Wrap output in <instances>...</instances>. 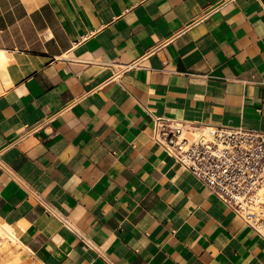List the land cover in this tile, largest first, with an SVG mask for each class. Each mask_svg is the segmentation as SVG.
Listing matches in <instances>:
<instances>
[{
    "label": "crops",
    "instance_id": "obj_1",
    "mask_svg": "<svg viewBox=\"0 0 264 264\" xmlns=\"http://www.w3.org/2000/svg\"><path fill=\"white\" fill-rule=\"evenodd\" d=\"M0 50L6 260L264 264V234L151 136L264 131V0H0Z\"/></svg>",
    "mask_w": 264,
    "mask_h": 264
},
{
    "label": "built area",
    "instance_id": "obj_2",
    "mask_svg": "<svg viewBox=\"0 0 264 264\" xmlns=\"http://www.w3.org/2000/svg\"><path fill=\"white\" fill-rule=\"evenodd\" d=\"M152 140L248 225L264 223V131L154 117Z\"/></svg>",
    "mask_w": 264,
    "mask_h": 264
},
{
    "label": "bare ground",
    "instance_id": "obj_3",
    "mask_svg": "<svg viewBox=\"0 0 264 264\" xmlns=\"http://www.w3.org/2000/svg\"><path fill=\"white\" fill-rule=\"evenodd\" d=\"M9 57H10L9 53L0 50V61H7ZM259 196L264 197V186H262L261 190L259 191ZM259 226L261 231L264 232V223H261ZM20 232L21 230L17 227V225L15 226L5 222H0L1 239H5V241H13L12 243L16 242L18 245L22 246L23 244L19 240Z\"/></svg>",
    "mask_w": 264,
    "mask_h": 264
},
{
    "label": "rangeland",
    "instance_id": "obj_4",
    "mask_svg": "<svg viewBox=\"0 0 264 264\" xmlns=\"http://www.w3.org/2000/svg\"><path fill=\"white\" fill-rule=\"evenodd\" d=\"M4 241H5V239L0 238V247H2L4 245L3 244ZM3 256L4 255L0 251V264H16L14 261L6 260ZM31 264H35V263L32 262Z\"/></svg>",
    "mask_w": 264,
    "mask_h": 264
}]
</instances>
